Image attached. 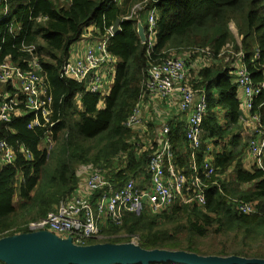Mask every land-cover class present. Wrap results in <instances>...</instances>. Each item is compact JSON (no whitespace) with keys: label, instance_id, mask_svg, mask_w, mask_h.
Listing matches in <instances>:
<instances>
[{"label":"trees","instance_id":"trees-1","mask_svg":"<svg viewBox=\"0 0 264 264\" xmlns=\"http://www.w3.org/2000/svg\"><path fill=\"white\" fill-rule=\"evenodd\" d=\"M110 2L10 0L15 8L12 19L16 20L12 25L19 28L11 34L10 22L0 23V62L10 59L26 70L32 57L21 48H36L48 85L45 100L53 111L54 126L29 128L36 120L30 112L14 117L9 124L0 120V141L16 150L25 147L32 157L27 160L19 151L14 163L0 165V240L29 233L12 232L15 226L10 217L16 211L17 197L23 206L34 204L33 219L39 220L61 198L83 187V179L93 171L105 174L116 189L130 179L151 182L147 167L149 156L158 149L156 140H150L155 127L148 124L146 144L136 129H127L124 124L143 97L149 95L144 93L143 85L149 67L164 58L180 57L186 58L187 85L204 90L209 106L200 150L189 147L182 128L174 129V163L193 179L197 176L193 165L204 176L203 165L210 157L217 171L207 181V205L200 207L194 200L178 201L161 214L149 209L140 217L126 213L122 227L110 225L102 231L103 239H91L84 245L134 243L145 250L264 259V170L249 157V144L237 151L228 150L240 146L242 90L232 69L240 53L254 85L264 86V0ZM137 4H145L143 9H157L156 41L151 49L148 43H141L137 33L142 11L128 18L131 15L124 8ZM41 18L47 19L39 21ZM117 18L123 19L121 31L108 41L109 53L116 59L110 93L89 92L85 83L66 77L63 68L72 46L87 27L95 25L103 38ZM231 24L237 29L238 40ZM219 112L227 113L225 125L217 117ZM250 114L264 126V90L255 98ZM39 121L45 124L42 118ZM48 131L56 145L60 142L54 152L42 148L41 141ZM207 141L223 151L208 153ZM138 188L143 190L144 185ZM99 195L95 193L92 200ZM233 199L255 204L257 212L239 214ZM211 233L226 238L220 249L208 250L205 246Z\"/></svg>","mask_w":264,"mask_h":264},{"label":"built area","instance_id":"built-area-1","mask_svg":"<svg viewBox=\"0 0 264 264\" xmlns=\"http://www.w3.org/2000/svg\"><path fill=\"white\" fill-rule=\"evenodd\" d=\"M121 2L122 0H111L109 4ZM11 9L10 0H0V23L7 19L6 21L10 22V33L13 34L15 28L19 27L17 24L12 25L16 23V20L12 19L13 15H10ZM157 14V9L153 8L148 19L146 33L150 49L154 44L149 36L156 33ZM46 19L41 18L39 21ZM111 29L107 30L101 42L88 48L83 59L75 63L68 61L63 68L66 77L85 83L86 89L92 93L103 95L102 92L105 89L103 68H108L107 76L112 77L115 73L116 59L108 50V41L113 36ZM21 51L32 57L26 70L10 59L0 62V83L5 85V89L0 92V120L9 124L14 117L30 112L35 115L36 120L31 122L29 128L49 125L51 129L54 126V123H51L53 111L49 102L45 100L48 85L42 75L43 70L36 48L23 45ZM242 58L243 54L240 53L232 69L238 86L244 94L245 109L251 112L254 100L262 93L264 86L257 88L246 66H239ZM187 74L185 58L161 59L149 67L143 83L146 90L144 93L161 99H168L172 94L178 93L181 112L190 114L186 127V141L192 150L198 151L203 144L202 126L209 105L204 90H194L187 85ZM142 108L141 102L133 110L124 124L127 129H138L144 124ZM39 118H42L45 124L40 123ZM256 120L259 121L258 118ZM41 142L42 148L53 152L55 141L50 131L45 133ZM156 144L158 149L149 156L148 161L147 172L151 180V187L148 190L139 189L134 179H130L120 189H116L115 185L105 178V174L101 171H93L83 179L84 186L78 189L80 196L76 200L70 202L63 200L57 211H51L46 217L32 222L29 225V233L49 232L59 239L71 240L74 245L84 246L86 241L95 239L100 234L99 220L104 216L116 227H122L125 212L140 217L147 208L154 214H161L178 201L191 202V200L196 201L200 207H205L207 205L205 191L209 188L207 181L217 171L210 157L206 158L203 165L204 176L199 174L194 164L192 170L197 176L190 179L174 163V151L168 126L156 131ZM207 149L208 153L213 151L211 147ZM19 151L26 156L27 160H31L30 152L25 147L16 150L7 142L0 141V165L14 163ZM249 156L257 168L264 170V126L261 123L257 126L254 138L249 144ZM205 177L207 180L204 179ZM95 193L100 195L93 201ZM233 201L236 211L241 215L257 212L255 204L237 199Z\"/></svg>","mask_w":264,"mask_h":264},{"label":"water","instance_id":"water-1","mask_svg":"<svg viewBox=\"0 0 264 264\" xmlns=\"http://www.w3.org/2000/svg\"><path fill=\"white\" fill-rule=\"evenodd\" d=\"M123 19L112 26L121 31ZM137 33L142 44L147 33L142 21ZM244 117V112H239ZM0 261L6 264H264V259L238 256H200L184 251L145 250L134 243L77 246L49 232L20 234L0 240Z\"/></svg>","mask_w":264,"mask_h":264},{"label":"crops","instance_id":"crops-1","mask_svg":"<svg viewBox=\"0 0 264 264\" xmlns=\"http://www.w3.org/2000/svg\"><path fill=\"white\" fill-rule=\"evenodd\" d=\"M99 34H100V32L95 25L87 27L84 30L83 36L81 38V40L82 39L83 40L81 41L80 46L73 49L72 56H74L78 60H79V58L82 59L84 57L86 51L88 50L89 46H91L93 44H94L93 46H95L98 42H100V40L103 39ZM96 40H98V42L95 43ZM80 47L83 50L85 49V53L83 54V52H82V55L79 52ZM70 55H71V51H70ZM112 83H113V81H112ZM168 99H164V100L160 99L159 101H155L149 95L143 97L141 102H142V107H143L142 113H143L144 124L136 130L139 132L140 139L144 143H146V144L149 143L147 141V128H148V124H150V123H151L150 125H153L155 127L154 136L152 135V138L151 139L149 138L150 140H153V139L156 140V131L162 129L165 126H168L170 128V134L172 132V134L170 136L171 139L175 140L174 129L177 127L182 128V134H184V135L186 134V127L188 124V119H189L190 114L181 112L180 107H179L180 97L178 96V93L172 94ZM240 99L242 102V110L244 112V117L240 116V118L242 120V125H241L242 129L239 132L240 146L236 147V148L230 147L228 149L229 151H237V150H240L243 145L250 144V142L252 140L251 135L260 123V119L257 122L256 118H253L252 115L250 114V111H248L244 108L243 105H244L245 98H244V94L242 91H240ZM99 107L103 108L104 106L102 105V107H101V105H100ZM157 114H159L160 116L163 117V124H161V125L157 124L155 122V117ZM226 115H227V113H224V112H219L217 114V117L221 120L222 125H225L227 123V121L225 120ZM203 135H204V131H203ZM246 136L251 137V139L248 143H247ZM207 144H209V146L212 148L214 153H219V152L223 151V149L221 147H214L210 141H207ZM144 181H145V179L142 178V179L137 181V184L139 185L142 183L144 185L143 190H148L151 187V182H149V184H144ZM105 219H106V222L102 221V217L99 220V227H100L99 233L100 234L98 236H100V237L102 236L101 235L102 231L106 230L110 226V224H108L109 223L108 218L106 217ZM95 239H97V238H95Z\"/></svg>","mask_w":264,"mask_h":264},{"label":"rangeland","instance_id":"rangeland-1","mask_svg":"<svg viewBox=\"0 0 264 264\" xmlns=\"http://www.w3.org/2000/svg\"><path fill=\"white\" fill-rule=\"evenodd\" d=\"M144 5L145 4H143V5L137 4L133 8H132V6L131 7H128V6H125L124 5V8L128 11L127 14H129V15H135L137 11L141 10L142 11L141 21L143 23V26L148 27V19H149L151 10L150 9H147L145 7L143 9L142 7ZM138 6H140V7L138 8ZM135 8H137V9H135ZM14 12H15V8H12L11 9V16L14 14ZM90 26H92V25H90ZM231 26H232L231 28H232L233 34L237 37V40H238L237 29L235 28V26L233 24H231ZM149 37H150L151 42L154 44L155 41H156V33L150 35ZM82 40L80 39L77 43H75L72 46L71 50H70L71 51V55H70V59L69 60H70L71 63H75L76 60H78L77 58H75L74 56H72V53H73V49L74 48L80 46V43H81ZM96 42H98V40H96L95 43ZM100 42H101V40H100ZM93 45H91L89 47H94ZM79 52L82 55V52H83V54L85 53V49L83 50L80 47ZM79 60H80V58H79ZM242 65H244V64L240 61L239 66H242ZM107 69H108L107 67H105V68L102 69V73L104 74V83H105V89L102 92L103 95H108L110 93L111 86H112L111 84H113L112 81H114V76H112V77L107 76V73H106L107 72ZM4 87H5V85L3 83H0V89L2 90V89H4ZM152 98L155 101H159L161 99V98L156 97V96H153ZM101 107H102V105H101ZM155 122L157 124H160V125L163 124V117L160 116L159 114H157L156 117H155ZM255 133H256V129H255V131H253V133L251 135L252 138L254 137V134ZM251 137H247L246 136L247 143L250 141ZM59 144H60V142L57 145L55 143V148L52 150L53 152L55 150H57L56 148H57V146ZM18 180H19V183H20V181H22V175H19ZM33 196H34V194H33ZM79 196H80V192L78 190H75L74 192H72L70 194H67L65 197L61 198V200L63 199V200H66V202H70V201L76 200ZM15 201H16V211L10 217V219L12 220V222H13V224L15 226V229H13L12 232L13 231H17V230L22 231V232L23 231H28L29 232V225L32 222H35L37 220V219H33V218L36 217V213H34L32 211V208H33L34 204H31V202H28L26 205L23 206V204L20 203L19 197H17ZM61 202H59L58 205H56L52 211H57V209L60 207ZM105 218H106L105 216L102 217V221L103 222H106V219ZM96 238L99 239V240L103 239V237L101 238L100 236H97ZM225 239L226 238L224 236L215 235V234H212L211 233V234L208 235V240H206L204 242V244H205V246L207 247L208 250H209L210 247H215L216 250H217V249H220L222 247V245L225 244Z\"/></svg>","mask_w":264,"mask_h":264},{"label":"bare ground","instance_id":"bare-ground-1","mask_svg":"<svg viewBox=\"0 0 264 264\" xmlns=\"http://www.w3.org/2000/svg\"><path fill=\"white\" fill-rule=\"evenodd\" d=\"M11 15V14H10ZM7 19H5L4 21H6ZM111 32H112V30H111ZM254 118H256V117H254ZM147 208H145L144 210H146ZM127 212H125L124 213V217H125V214H126ZM128 214H131V213H128ZM98 219V218H97ZM108 224H110V225H113L111 222H109ZM115 226V225H114ZM100 228V227H99ZM99 232H100V229H99Z\"/></svg>","mask_w":264,"mask_h":264}]
</instances>
